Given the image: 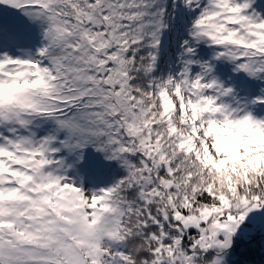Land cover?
I'll return each instance as SVG.
<instances>
[{
  "label": "snow or ice",
  "instance_id": "obj_1",
  "mask_svg": "<svg viewBox=\"0 0 264 264\" xmlns=\"http://www.w3.org/2000/svg\"><path fill=\"white\" fill-rule=\"evenodd\" d=\"M0 264H264V0H0Z\"/></svg>",
  "mask_w": 264,
  "mask_h": 264
}]
</instances>
